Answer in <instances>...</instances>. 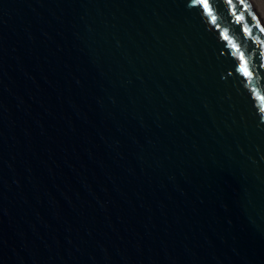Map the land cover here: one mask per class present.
I'll return each mask as SVG.
<instances>
[{
  "label": "water",
  "instance_id": "obj_1",
  "mask_svg": "<svg viewBox=\"0 0 264 264\" xmlns=\"http://www.w3.org/2000/svg\"><path fill=\"white\" fill-rule=\"evenodd\" d=\"M0 264H264L252 0H0Z\"/></svg>",
  "mask_w": 264,
  "mask_h": 264
},
{
  "label": "bare ground",
  "instance_id": "obj_2",
  "mask_svg": "<svg viewBox=\"0 0 264 264\" xmlns=\"http://www.w3.org/2000/svg\"><path fill=\"white\" fill-rule=\"evenodd\" d=\"M252 1L256 7V10H257L259 16L261 17V19L264 22V0H252Z\"/></svg>",
  "mask_w": 264,
  "mask_h": 264
}]
</instances>
